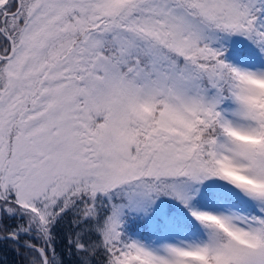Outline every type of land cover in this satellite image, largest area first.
I'll list each match as a JSON object with an SVG mask.
<instances>
[{
	"label": "snow or ice",
	"instance_id": "1",
	"mask_svg": "<svg viewBox=\"0 0 264 264\" xmlns=\"http://www.w3.org/2000/svg\"><path fill=\"white\" fill-rule=\"evenodd\" d=\"M0 264H264V0H0Z\"/></svg>",
	"mask_w": 264,
	"mask_h": 264
}]
</instances>
